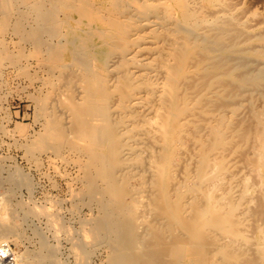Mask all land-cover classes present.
Returning a JSON list of instances; mask_svg holds the SVG:
<instances>
[{
    "label": "bare ground",
    "instance_id": "obj_1",
    "mask_svg": "<svg viewBox=\"0 0 264 264\" xmlns=\"http://www.w3.org/2000/svg\"><path fill=\"white\" fill-rule=\"evenodd\" d=\"M27 1L33 2L28 7L35 26L25 32L18 21L14 32L32 43L33 55L43 21L56 23L44 10L48 2L66 10L57 22L67 38L66 46L48 52L50 65L83 66L81 101L68 93L66 102L72 137L50 121L37 143L51 141L56 151L67 145L87 158L85 190L104 214L86 239L110 235L116 248L109 264H264V112L252 110L249 122L237 118L253 92H264L263 23L253 27L226 20L219 11L206 13L216 0H199L197 6L166 0L162 8L176 16L178 39L163 53L154 33L163 26L160 17L149 32L134 25L130 33L118 23L124 3L136 0H0V69L3 61L17 64L21 56L9 52L5 34L11 5ZM153 1L136 6L148 9ZM107 2L112 5L100 16L104 9L95 3ZM86 51L95 66L85 62ZM114 51L119 57L110 68L107 58ZM253 62L258 68L237 73ZM136 167L146 168V176ZM131 177L139 179L132 188ZM148 212L152 221L145 218ZM3 239L6 229H0ZM138 244L145 249L136 252L132 246ZM19 264L50 262L42 256Z\"/></svg>",
    "mask_w": 264,
    "mask_h": 264
},
{
    "label": "rangeland",
    "instance_id": "obj_2",
    "mask_svg": "<svg viewBox=\"0 0 264 264\" xmlns=\"http://www.w3.org/2000/svg\"><path fill=\"white\" fill-rule=\"evenodd\" d=\"M142 1L144 0L125 2L121 13L116 16L118 20L120 19L117 21L130 33L133 32L134 25H140L141 30L149 32L154 27L151 23L160 17L164 28L163 26L157 28L154 33L159 38L157 42L161 51L165 53L177 38L173 30L176 16L162 8L166 7V0H154L148 5L150 9L137 8L136 3ZM189 1L195 3V6L200 3L199 0ZM216 1L214 10H207L206 13L219 11V15L229 21L242 20L244 24L253 27L260 22L264 25V0ZM31 3L33 2H14L11 5L14 10L7 20L5 39L9 52L20 53L21 56L17 64L3 61L1 64L3 69H0V210L2 207L6 210L5 217L0 220V229H6L7 237V240H0V244L9 246L15 253L14 264L21 263L23 258L30 262L42 256L49 260L50 264H109L116 248L111 243V237L108 238L110 235L99 234L101 236L98 235L99 238L92 242L85 237L88 228L90 229L104 214L96 198L95 200L91 198L85 190L83 169L87 158L72 151L67 145H63L60 151L53 150L51 141H44L45 147L40 144L38 146L50 121L59 123L68 137H72L73 123L66 110V102L68 93L73 94L76 101H81L80 72L83 66L74 64L62 69L50 65L48 55L50 49L64 47L67 44L66 31L58 23L65 17L64 9H53L51 4L44 3V10L52 12L51 19L55 20L57 25L51 23L48 17L43 21L45 30L41 32V45L36 55H33L32 43L20 39L14 32L18 21H21V27L25 32L35 26L33 13L28 7ZM104 4L100 7V4L98 6L95 3V7L109 10L112 2ZM165 12L168 16L164 14ZM101 15H106L105 9L101 10ZM117 55L119 54L114 51L108 56L107 65L110 68L117 63L119 57ZM83 58L91 67L97 63L92 59L91 51H86ZM256 62L246 67L241 65L237 73H243L254 65L258 68L259 64L257 62L256 65ZM263 100L264 92L262 94L253 92L248 106L243 108V111L244 109L246 111L242 112L241 108L239 112L241 114L238 113L240 116L237 118L241 117L245 122H249L252 110L264 112ZM145 147L148 148L149 143ZM140 156L141 159H146L144 154ZM135 172L144 176L147 174L146 168L143 170L136 167ZM251 178L254 177H250L253 182L255 179ZM251 181L248 183L252 184ZM138 182L139 179L131 177L128 187L132 188ZM96 183L97 186H101L100 182ZM144 197L149 199V195L143 194V201L147 202ZM123 198L125 201L130 199L128 195ZM145 215L147 221L153 220L152 212ZM137 231L142 234L144 227L138 226ZM142 245H134L132 248L140 252L145 249Z\"/></svg>",
    "mask_w": 264,
    "mask_h": 264
},
{
    "label": "built area",
    "instance_id": "obj_3",
    "mask_svg": "<svg viewBox=\"0 0 264 264\" xmlns=\"http://www.w3.org/2000/svg\"><path fill=\"white\" fill-rule=\"evenodd\" d=\"M15 253L7 245L0 244V264H14Z\"/></svg>",
    "mask_w": 264,
    "mask_h": 264
}]
</instances>
